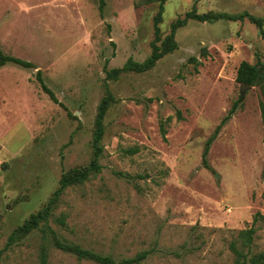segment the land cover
Here are the masks:
<instances>
[{"label":"rangeland","instance_id":"1","mask_svg":"<svg viewBox=\"0 0 264 264\" xmlns=\"http://www.w3.org/2000/svg\"><path fill=\"white\" fill-rule=\"evenodd\" d=\"M194 8L264 18V0H167L163 36ZM158 11L140 0H0L1 50L36 67L0 68V264H40L43 246L48 264H97L38 230L10 237L47 205L65 173L93 161L98 109L109 94L101 170L67 189L49 219L62 239L116 260L148 252L141 264H233L229 244L264 216L262 94L236 79L242 62H264L259 28L190 20L177 32L178 49L155 68L108 76L149 58ZM238 101L206 168V144ZM257 227L261 252L264 220Z\"/></svg>","mask_w":264,"mask_h":264},{"label":"trees","instance_id":"2","mask_svg":"<svg viewBox=\"0 0 264 264\" xmlns=\"http://www.w3.org/2000/svg\"><path fill=\"white\" fill-rule=\"evenodd\" d=\"M167 0H140L141 5L158 4L159 11L154 20L155 39L152 42V52L149 58L144 63H137L130 59L126 65L121 69H113L108 71V76L116 79L121 73L136 72L139 74L148 72L156 67L157 63L165 56L174 53L178 49V43L176 41L177 32L186 27L188 21H198L201 23H215L218 21H230V22H245L249 21L259 28L260 36L264 40V18H257L248 12L241 14H227V13H204L199 14L196 8L187 12L185 18L179 17L171 26V32L167 36H163L160 25L163 22V16L165 13V4ZM100 11L103 12V4L100 6ZM12 63L23 67L25 69H36L35 65L31 62L24 61L22 59L8 56L3 53L0 48V68ZM107 70V67H106ZM38 81L40 82L43 90L50 98L57 102V98L54 92L45 84L42 78V72H37ZM237 82L241 85H248L252 87H259L262 94L261 100V112L263 116L264 125V62L259 61L257 64H251L249 62H242L237 73ZM111 101L113 97L109 94L106 97L98 109L96 120V132L94 139V159L90 165L85 168H76L65 173L60 180V187L56 190L53 196L48 201L47 205L39 212L32 214L24 224L19 226L11 235L10 240H17L20 236L26 237L34 231H40L44 236H51L53 245L66 253H70L76 256L80 260L92 261L97 264H141L147 257L148 252L138 254L133 258L116 260L111 256H104L93 251L82 248L80 245L69 243L62 239L58 233L49 225V219L52 217L54 210L59 205L61 197L67 189L73 186L83 185L90 180L93 172H100L101 166L99 165V159L103 154L102 140L105 133V118L107 116ZM239 107V101L233 105L229 113L224 117L221 124L217 127L214 134L208 140L205 151L203 154V165L209 168L208 154L210 152L211 145L219 136L222 128L232 119ZM161 132L164 138H166V129L161 128ZM133 150L131 152H135ZM264 220V216L261 213H257L253 219L252 225L242 231L229 244V249L234 256L233 264H264V251L255 252L254 245L256 240V234L258 232L257 224ZM62 225L66 226L65 217L62 216L57 219ZM3 252L0 251V261L2 259ZM49 255L46 247H42L40 255V264H48Z\"/></svg>","mask_w":264,"mask_h":264},{"label":"water","instance_id":"3","mask_svg":"<svg viewBox=\"0 0 264 264\" xmlns=\"http://www.w3.org/2000/svg\"><path fill=\"white\" fill-rule=\"evenodd\" d=\"M252 86H248V85H242V89H245V88H250Z\"/></svg>","mask_w":264,"mask_h":264}]
</instances>
